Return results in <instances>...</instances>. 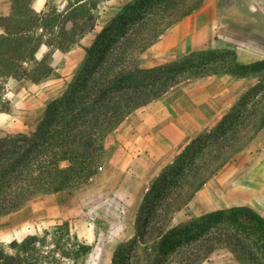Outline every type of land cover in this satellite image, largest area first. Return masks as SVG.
I'll return each mask as SVG.
<instances>
[{
	"label": "trees",
	"instance_id": "obj_1",
	"mask_svg": "<svg viewBox=\"0 0 264 264\" xmlns=\"http://www.w3.org/2000/svg\"><path fill=\"white\" fill-rule=\"evenodd\" d=\"M101 0H48L42 11L34 0H11L0 16V82L39 84L55 75L54 50L80 46L86 53L63 92L47 102L37 126L27 132L0 129V216L41 193L77 189L100 171L108 136L134 111L161 97L184 79L220 72L216 61L192 51L147 66L151 45L169 28L197 10L204 0H133L107 20L90 46ZM45 44L50 50L38 56ZM230 70L264 68V59L248 64L229 51ZM245 73V72H244ZM2 80V81H1ZM264 127V85L253 84L211 130L194 138L159 173L136 213L134 234L119 242L111 264H201L230 253L240 264H264V217L249 206H232L176 221L201 186ZM54 238L70 240L68 223L55 226ZM46 235L0 243V264H57L54 249L43 250ZM92 245L73 242L66 254H86Z\"/></svg>",
	"mask_w": 264,
	"mask_h": 264
},
{
	"label": "crops",
	"instance_id": "obj_2",
	"mask_svg": "<svg viewBox=\"0 0 264 264\" xmlns=\"http://www.w3.org/2000/svg\"><path fill=\"white\" fill-rule=\"evenodd\" d=\"M227 4L228 1L224 0H204L197 10L166 30L151 45L146 61L162 56L163 60L158 63L162 64L197 51L196 48L206 45L215 28L235 36L264 35V0H231L230 7ZM8 13L4 3L3 8L0 7V16ZM253 28H262L263 31L253 33ZM81 42L90 46L92 38H83ZM74 52L65 54L56 50L53 55L55 75L31 88L18 90L12 110L0 109L1 130L27 132L37 126L48 99L63 92L62 84L70 72L66 71L67 66L78 67L80 60L74 62L83 55L76 57ZM234 52L240 64L262 60L252 57L249 49ZM239 77L243 76L219 72L184 79L161 97L131 113L108 136L106 154L97 175L77 189L66 190L76 193L83 204L95 203L108 217L107 234L102 238H97L95 231L84 223L77 230L79 236L82 233L85 239L88 237L90 245L97 244L94 257L104 250L111 264L115 246L133 236L136 213L162 169L171 164L194 138L216 126L253 85ZM262 131L264 127L248 145L256 146ZM214 177V184L210 181L212 178L194 194L206 201L213 196L214 190L211 210L249 206L264 217V154L254 156L249 152L234 160L231 166H224ZM62 192L65 191L50 193ZM3 216L6 215L0 218ZM207 264L240 263L234 257H228Z\"/></svg>",
	"mask_w": 264,
	"mask_h": 264
},
{
	"label": "rangeland",
	"instance_id": "obj_3",
	"mask_svg": "<svg viewBox=\"0 0 264 264\" xmlns=\"http://www.w3.org/2000/svg\"><path fill=\"white\" fill-rule=\"evenodd\" d=\"M48 0H34V7L37 11H42L46 7ZM133 0H101L98 3L97 8L100 11L101 18L96 26V29L89 33L86 39L94 37V35L100 31L103 26H105L108 19L116 15L124 4L132 2ZM222 0H220L221 2ZM228 1V6L230 7L231 0ZM6 3L8 10L11 9V0H0V7L3 8V4ZM56 3L60 8L63 7L65 0H56ZM215 7V4H214ZM215 9V8H214ZM9 14V13H8ZM7 14V15H8ZM4 15V16H7ZM254 31H263L262 28H253ZM206 42V45L203 47L196 48L199 49H216L219 50V53L215 54H201L195 56L196 59H199L198 62L210 63L216 61V67L220 73H229L234 75V73L229 69L231 63V57L229 51H236L237 49L251 50V55L254 58L264 59V35L263 34H251V35H230L225 34L223 31L215 28V32ZM50 49L43 44L39 49L38 56L41 53H46ZM56 50L52 52L51 63L55 65L53 55ZM69 51H75V56L79 54L83 55L82 57L76 60L79 61L78 67H72V64L67 66L66 71H70L68 78L64 79L62 84L63 90L66 88L67 83L74 77L80 64L85 61L86 53L80 46H75ZM67 51V52H69ZM67 52H64L65 54ZM43 53V54H44ZM164 57H152L146 61L147 66H152V64H158L163 60ZM61 64V63H60ZM76 68V70H75ZM75 70L74 72H72ZM245 72V73H244ZM219 73V72H218ZM243 73V77L250 84H255L259 82L264 85V68L262 69H251L247 71H240ZM2 81V80H1ZM33 85L26 83H11L0 82V109L2 111H10L15 107L17 96L16 93L23 87L31 88ZM50 99H48L49 101ZM260 138H258L259 143L255 146L248 145V147L243 148L239 152L233 155L231 161L225 165L231 166L234 160L242 158L245 155L253 154L254 156H259L264 154V132H260ZM213 184L215 177L210 180ZM215 200L214 190L213 196L209 199L202 200L196 195L190 200V202L183 207L180 211H177L174 214V219L176 221L185 219L187 216H198L206 212L213 211L211 206ZM83 200H80V197L72 192H62V193H41L36 197L26 202L24 206L15 210L12 214L3 216L0 218V243L7 245L14 241H22L26 236L33 234L46 235V240L43 245V250L54 249V254L58 259L57 264H109L107 260V255L104 250L99 251L94 257L93 252L97 248V244L93 243L92 249L86 254L80 255H68L66 254L69 250L70 245L73 242H81L84 244H89L88 237L85 239L84 235L80 233V236L77 234L79 226L84 223L85 226H88L90 230L95 231L97 238H102L107 234L108 229V217H105L100 211V208L93 202L88 204H83ZM205 210H207L205 212ZM68 223L71 235L75 236L70 240L67 238H61L60 243L54 238L55 226L63 225ZM78 236V237H77ZM234 257L230 253H221L212 255L210 261H203L201 264H207L208 262H214L220 258ZM235 258V257H234ZM236 259V258H235Z\"/></svg>",
	"mask_w": 264,
	"mask_h": 264
}]
</instances>
